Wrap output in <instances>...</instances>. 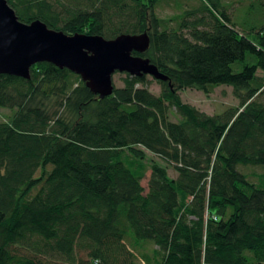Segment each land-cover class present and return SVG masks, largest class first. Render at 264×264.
<instances>
[{
    "label": "trees",
    "instance_id": "1",
    "mask_svg": "<svg viewBox=\"0 0 264 264\" xmlns=\"http://www.w3.org/2000/svg\"><path fill=\"white\" fill-rule=\"evenodd\" d=\"M7 1L67 34L147 33L134 54L167 79L152 76L155 94L124 73L101 98L49 62L0 73V108L14 110L0 119V264H264V172L240 168L264 169V2L234 20L202 0L208 20L169 27L164 0ZM219 85L238 106L210 115L181 97Z\"/></svg>",
    "mask_w": 264,
    "mask_h": 264
},
{
    "label": "water",
    "instance_id": "2",
    "mask_svg": "<svg viewBox=\"0 0 264 264\" xmlns=\"http://www.w3.org/2000/svg\"><path fill=\"white\" fill-rule=\"evenodd\" d=\"M150 44L147 33L121 34L112 39L101 35L67 34L42 20L19 19L7 0H0V73L29 79L31 68L49 62L81 76L101 98L114 92V74L151 75L167 79L144 52Z\"/></svg>",
    "mask_w": 264,
    "mask_h": 264
},
{
    "label": "rangeland",
    "instance_id": "3",
    "mask_svg": "<svg viewBox=\"0 0 264 264\" xmlns=\"http://www.w3.org/2000/svg\"><path fill=\"white\" fill-rule=\"evenodd\" d=\"M261 1L264 2V0H222V3L234 20H241L244 18L243 15L250 3L259 6ZM204 7L202 0H164L158 5L157 13L165 19H170L168 22L169 27H177V22L180 21L182 17H184L188 23L202 21V19L208 20L211 15ZM255 17L260 19L261 15L257 13ZM259 74L263 75L264 73L259 71ZM124 76V73H115L113 77L114 85L117 87L123 86L122 78ZM147 78L150 90L155 94H160V84L151 75H148ZM181 97L184 102L190 103L210 115L221 114L225 110L239 105V99L234 95L233 87L230 85L216 86L210 93H205L196 88H187L181 91ZM260 100L264 102V95L260 96ZM13 112L14 110L8 108H0V119L8 120ZM170 118L173 121H179L181 116L173 109ZM152 157L153 156L148 155L144 160L147 165V170L142 184L145 186L146 192L148 190V181L151 174L150 165ZM240 168L250 175L264 172V169L259 166ZM169 173L172 177L177 175L175 169L172 167H169Z\"/></svg>",
    "mask_w": 264,
    "mask_h": 264
}]
</instances>
